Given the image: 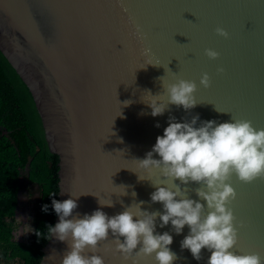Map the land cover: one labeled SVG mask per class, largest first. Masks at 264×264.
<instances>
[{"label":"water","instance_id":"obj_1","mask_svg":"<svg viewBox=\"0 0 264 264\" xmlns=\"http://www.w3.org/2000/svg\"><path fill=\"white\" fill-rule=\"evenodd\" d=\"M0 52L31 92L48 150L59 158L58 200L78 196L74 215L98 207L108 216L159 213L161 204L150 200L159 186L204 203L196 195L201 183L137 167L170 117L264 129V0H0ZM181 79L196 85L188 110L167 103L166 86ZM147 95L166 105L163 114H150ZM227 182L235 192L227 204L237 232L232 251L264 264V176L244 182L232 174ZM155 224L172 236L173 264H207V250L196 260L181 249L187 226L177 234L158 215ZM116 239L109 231L82 254L104 264H156L154 255L137 257L139 245L125 258ZM41 250L39 264H61L68 244L51 239Z\"/></svg>","mask_w":264,"mask_h":264},{"label":"clouds","instance_id":"obj_2","mask_svg":"<svg viewBox=\"0 0 264 264\" xmlns=\"http://www.w3.org/2000/svg\"><path fill=\"white\" fill-rule=\"evenodd\" d=\"M216 32L224 37L228 35L221 28ZM205 54L209 58L218 55L210 49H205ZM208 83L209 78L204 74L200 84L207 87ZM195 87L193 82L182 79L168 84L167 103L191 109L195 106L192 95ZM158 100L159 97L149 95L144 99L153 117L163 114L166 107ZM124 103L130 104L131 101ZM197 119L198 116H193L189 121H177L170 117L162 135L156 136L151 150L136 161L139 169L148 172L158 169L160 175L179 179L181 183H201L203 188L197 190L196 195L204 203L184 198L179 188L173 191L170 187L159 186L150 193V200L162 206L159 213L141 212L137 208L136 211L126 209L108 216L98 207L90 214L80 216L73 214L78 196L69 193V198L62 201L53 198L51 209L57 221L46 226L44 239L67 242L68 251L61 264H104L101 256L82 253L85 248L95 249L97 242L105 239L109 231L117 237L116 250L125 258L139 245L137 255H154L156 264H173L176 255L169 247L172 236L167 231H155L157 215L161 227L170 224L177 234L187 226L188 234L181 240L180 247L187 249L196 260L205 249L209 252L207 264H262L261 258L254 253L236 254L232 251L237 232L232 210L227 204L235 197V192L227 181L232 174L244 182L264 176V129H255L245 120L220 123L207 120L197 127ZM155 126L159 127V123ZM153 154L159 158H153ZM55 195L53 192L49 196ZM98 203L112 206L111 200H99ZM205 208L208 209L206 213L203 212ZM48 209V204L41 207L44 212ZM30 232H35L37 237L41 235L38 230Z\"/></svg>","mask_w":264,"mask_h":264},{"label":"trees","instance_id":"obj_3","mask_svg":"<svg viewBox=\"0 0 264 264\" xmlns=\"http://www.w3.org/2000/svg\"><path fill=\"white\" fill-rule=\"evenodd\" d=\"M58 162V155L48 150L31 92L0 52V264H39L48 241L46 226L56 217L51 199L58 200ZM23 190L34 205L30 231L41 235L30 232L28 240L18 241L13 233L19 227L15 213ZM44 204L47 212L41 210Z\"/></svg>","mask_w":264,"mask_h":264},{"label":"rangeland","instance_id":"obj_4","mask_svg":"<svg viewBox=\"0 0 264 264\" xmlns=\"http://www.w3.org/2000/svg\"><path fill=\"white\" fill-rule=\"evenodd\" d=\"M36 193L34 197H36ZM34 213V205L32 198H28L26 192L20 191L18 194V205L15 218L19 223V227L14 231V239L25 241L30 236V219ZM27 232V233H26Z\"/></svg>","mask_w":264,"mask_h":264},{"label":"snow or ice","instance_id":"obj_5","mask_svg":"<svg viewBox=\"0 0 264 264\" xmlns=\"http://www.w3.org/2000/svg\"><path fill=\"white\" fill-rule=\"evenodd\" d=\"M141 64H143V61L141 62ZM152 64H153V63H152ZM104 250H105V252H108V251H109V249H108L107 246H105ZM137 257H142V255H138Z\"/></svg>","mask_w":264,"mask_h":264},{"label":"crops","instance_id":"obj_6","mask_svg":"<svg viewBox=\"0 0 264 264\" xmlns=\"http://www.w3.org/2000/svg\"><path fill=\"white\" fill-rule=\"evenodd\" d=\"M18 241H20V240H18Z\"/></svg>","mask_w":264,"mask_h":264},{"label":"bare ground","instance_id":"obj_7","mask_svg":"<svg viewBox=\"0 0 264 264\" xmlns=\"http://www.w3.org/2000/svg\"><path fill=\"white\" fill-rule=\"evenodd\" d=\"M16 214V213H15Z\"/></svg>","mask_w":264,"mask_h":264}]
</instances>
